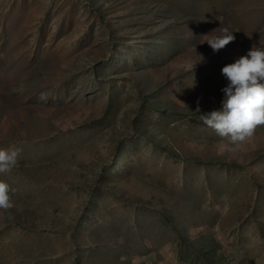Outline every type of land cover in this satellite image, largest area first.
Instances as JSON below:
<instances>
[{
  "label": "rangeland",
  "instance_id": "rangeland-1",
  "mask_svg": "<svg viewBox=\"0 0 264 264\" xmlns=\"http://www.w3.org/2000/svg\"><path fill=\"white\" fill-rule=\"evenodd\" d=\"M254 45L264 0H0V264H264V126L200 119Z\"/></svg>",
  "mask_w": 264,
  "mask_h": 264
},
{
  "label": "clouds",
  "instance_id": "clouds-1",
  "mask_svg": "<svg viewBox=\"0 0 264 264\" xmlns=\"http://www.w3.org/2000/svg\"><path fill=\"white\" fill-rule=\"evenodd\" d=\"M205 36L213 52L235 40L228 28H223L219 35ZM200 58L201 61L203 57ZM194 66L190 65L189 70ZM221 74L228 81L221 89L224 93L221 110L200 115V119L224 141L218 151L225 154L236 152L253 138L258 127L264 126V47L252 46L245 55L223 66ZM20 151L15 146L0 148V176L12 173ZM16 191L9 182L0 179V210L7 212L14 206L11 194Z\"/></svg>",
  "mask_w": 264,
  "mask_h": 264
}]
</instances>
